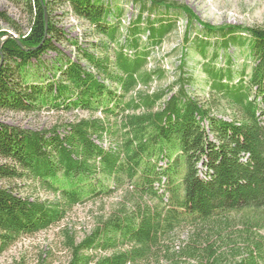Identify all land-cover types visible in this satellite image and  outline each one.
Listing matches in <instances>:
<instances>
[{"label":"trees","instance_id":"16d2710c","mask_svg":"<svg viewBox=\"0 0 264 264\" xmlns=\"http://www.w3.org/2000/svg\"><path fill=\"white\" fill-rule=\"evenodd\" d=\"M130 1L138 15L123 40L120 23L107 21L105 0H27V32L0 43V111L88 113L41 130L0 123V255L60 224L75 206L122 190L116 207L97 216L79 241L64 232L66 264H140L183 227L191 229L190 242L174 259L165 255L173 264H260L262 249L249 229L260 226L264 211V26H212L177 2ZM57 4L98 39L88 49L77 46L86 68L66 59L58 78L35 83L28 78L33 60L39 64L61 40L52 19ZM171 12L186 19L177 75L151 89L166 76L148 65L154 47L177 28ZM230 48L245 51L250 67L234 73ZM188 49L203 60L205 100L187 89L194 82L185 70ZM15 182L52 198L22 196ZM238 215L246 230L240 236L256 248L241 259L234 248ZM222 246L232 247L231 258Z\"/></svg>","mask_w":264,"mask_h":264},{"label":"rangeland","instance_id":"374dc122","mask_svg":"<svg viewBox=\"0 0 264 264\" xmlns=\"http://www.w3.org/2000/svg\"><path fill=\"white\" fill-rule=\"evenodd\" d=\"M168 2H177L185 5L191 12L202 22L212 26L222 25H242V26H264V0H166ZM112 9V14L107 21L110 23H120V31L122 40L126 34V30L133 24L138 15V7L130 0H105ZM119 11V12H118ZM120 13V14H119ZM0 14L7 20L0 18V43L6 38H13L18 41L17 33H26L29 25V12L27 9V0H0ZM158 15H152L157 17ZM146 17V14L143 16ZM151 17V18H152ZM169 17L177 20L176 30L170 34L163 44L152 50L148 68L160 66L166 71V76L160 82L151 85V89L156 87H165L170 85L176 78L177 67L180 63L181 49L183 47V34L186 27V19L184 16L176 15L173 12ZM52 19L55 28L58 30L60 42H54L56 50H48L43 53L38 64L33 60V69L29 74V80L35 83L53 81L54 77L59 76V71L66 59L77 61L85 68L87 64L82 59L77 46L81 49H88L89 44L97 41V36L93 34L89 24L77 18L67 5L54 6ZM143 27V25H141ZM197 29L199 26L195 25ZM12 36V37H9ZM145 35H142L141 43H145ZM77 44V45H75ZM227 57L232 61V70L239 71L244 63L250 62L243 50L230 48L227 51ZM225 56L220 52L217 59V67L222 68L225 64ZM209 58L205 61L207 62ZM185 70L192 75L194 82L188 91L192 96L205 100L208 98L209 85L208 80L202 73L203 60L195 51L188 49L185 59ZM41 66V68H38ZM247 73H250L248 68ZM235 81V79H234ZM88 113L81 110L48 111L42 110L38 112H9L0 111V123L9 126H17L29 130L47 129L56 122L69 121L75 118L87 117ZM99 117L100 114L97 113ZM228 120L227 116L223 117ZM107 146L106 143H103ZM166 164V158L157 162V166L163 168ZM169 165V164H168ZM202 170V169H201ZM179 172V169H178ZM181 172V167H180ZM203 176V173L201 174ZM18 185L16 193L20 195H29L33 192L31 187L27 186L30 182H15ZM14 184L12 186H14ZM5 185V184H4ZM37 193L40 198H52V195L42 191ZM123 191H116L111 197L97 201L78 205L67 215L66 219L60 224L50 228L47 231L40 232L32 237H24L16 244L10 247L5 253L0 255V264H66L69 260L68 250L64 246V232L68 231L76 235L79 241L93 226L94 219L100 214L107 213L121 201ZM260 226L249 229L252 241H258L262 249V256L259 260L260 264H264V211L261 213ZM243 215L235 218V252L239 255L236 259H241L247 255L246 251L251 249L256 251L253 242L248 245L240 236L244 233L242 229ZM244 235V234H243ZM191 229L189 227L180 228L170 233L166 238L160 241L158 247L154 250L155 255H151L140 264H173V260L178 253L190 242ZM239 250H236V249ZM165 254V252H167ZM232 247L222 246L219 252L224 253L229 258L232 257ZM241 257V258H240ZM179 264H199L195 261H180Z\"/></svg>","mask_w":264,"mask_h":264},{"label":"water","instance_id":"95a60500","mask_svg":"<svg viewBox=\"0 0 264 264\" xmlns=\"http://www.w3.org/2000/svg\"><path fill=\"white\" fill-rule=\"evenodd\" d=\"M9 37H12V36H9Z\"/></svg>","mask_w":264,"mask_h":264}]
</instances>
